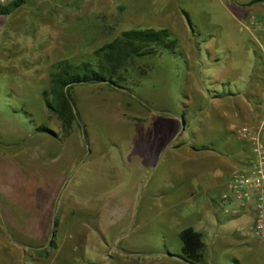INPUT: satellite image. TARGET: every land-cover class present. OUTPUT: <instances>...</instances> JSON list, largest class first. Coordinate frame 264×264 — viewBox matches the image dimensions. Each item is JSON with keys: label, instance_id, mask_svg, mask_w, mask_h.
Returning a JSON list of instances; mask_svg holds the SVG:
<instances>
[{"label": "rangeland", "instance_id": "374dc122", "mask_svg": "<svg viewBox=\"0 0 264 264\" xmlns=\"http://www.w3.org/2000/svg\"><path fill=\"white\" fill-rule=\"evenodd\" d=\"M247 1L23 0L13 13L0 15L3 264H22L30 252L26 248L42 242L25 237L14 239L11 230L20 233L16 222L10 220L32 214L38 210L37 202L43 205L50 200L59 204V209L66 208V214L76 208L84 212L94 209L98 214L109 211L114 216L113 230L110 224H103L105 234L112 238L105 241L103 232H94L101 251L106 242L105 263L114 256L110 264H174L172 257L181 254L179 233L191 219L184 215L180 218L186 191L202 175L218 173L226 166L220 153L197 152L191 149L192 144L197 147L215 140L220 151L225 152L235 144L231 137L225 140L222 128L216 130L220 133L215 138L207 132L200 135L196 121L205 102L202 75L214 68L222 71L232 58H247L250 33L234 16V6ZM145 27L169 28L179 41L176 50L138 58L129 67L130 89H113L105 83L75 86L71 94L78 121L67 133L45 103L59 63L95 61L97 48L126 29ZM210 46L214 55L209 52ZM202 54L212 62L211 66L201 59ZM247 60L246 68L252 65V58ZM217 87L223 90L224 85L220 82L214 88L209 82L207 86ZM245 102L243 97L239 99L247 116L250 109ZM182 113L186 116L184 129ZM159 117L163 122L174 118L176 126L162 140L161 152L156 146L159 128L156 130L154 124ZM43 123L57 136L37 131ZM168 124L165 122L161 129L163 134ZM126 133L139 141L129 142ZM145 137L149 141L143 143ZM52 169H59L62 175L53 174ZM101 179L110 181L105 196L111 198L109 206L94 205L105 191L80 185L92 180L106 185ZM42 182L46 183L41 187ZM46 184H53L56 191H50V187L42 191ZM37 186L42 190L37 191ZM200 193L206 195L203 190ZM33 203L37 206L33 207ZM243 211L247 212L246 224L227 220L230 234L221 237L210 233L205 237L208 264H264V237L253 233L250 210ZM42 220L41 229L46 226V219ZM210 220L218 222L213 211ZM122 246L126 248L120 255L123 263L117 257Z\"/></svg>", "mask_w": 264, "mask_h": 264}, {"label": "crops", "instance_id": "0c3cea01", "mask_svg": "<svg viewBox=\"0 0 264 264\" xmlns=\"http://www.w3.org/2000/svg\"><path fill=\"white\" fill-rule=\"evenodd\" d=\"M250 1L252 0L234 6V16L236 15L235 17L239 20L241 26L244 25L250 33V48L247 53V58H245V56L232 58L230 60H227V64L223 67L222 71H220L218 68H214L202 75V86L204 84L205 87L203 88V90H200L205 102L204 106H200L199 113L197 115L198 119L196 121V123L199 124L198 127L200 128V135L203 132H207L208 134L211 133L210 137L215 138L217 134L220 133L216 130L218 128H222L221 131L226 132L227 137L225 138V140L230 141L229 137H231L232 141H235V144H232L230 146L229 151H213L216 153H220V155H223L226 162L225 168H223V170H219L218 173H210L209 176L202 175L199 180L194 182L191 188H188L185 194L186 196L184 198V202L181 205V208L184 209L183 211H181L180 218L183 217V215L191 218L189 219V223L186 224L183 228L189 225L193 226L194 228L202 232L204 240L206 236L215 233L217 234V236L221 235V237L223 235L225 236L230 234L231 232L227 230L228 221L230 220H233V222L235 223L241 220L244 224H246V216L244 217V215H246L247 212L245 211L246 213H244L243 210H239V208H237V206L233 202L225 200L223 195L228 188V183L231 176L238 172L247 171L253 163V158L251 157V143L246 137L237 132V128L245 125H251V127L253 126L255 128H258L264 113V108H260L258 110L248 98L250 94L257 92L264 102V31L260 24H256L252 20L253 16L258 17L259 20L264 19V1H261L262 3H260V5L257 4L254 6H251L252 4H249ZM244 6L246 9L244 8ZM209 52L211 53V55L215 54L214 49H212L211 46ZM202 58L206 62L207 66H211L212 62L205 58L204 54L201 55V59ZM251 58L252 65L246 68L245 64L248 61L247 59ZM209 82L214 88L215 84H219L221 82L224 85L223 90H219L221 89V87H217V90L207 88ZM241 97L246 100L245 104L247 103V105L249 106L250 115H244L243 107L239 103V99ZM159 118L160 120H156L154 124L156 125V130L157 127L159 128V142L156 146H158V149L161 152V148L164 144L162 140L164 138H167L165 137L166 134L167 136H169L173 131H175L176 126L173 125V122L175 121L174 118V120L165 118L168 119L165 122L169 124L166 126L168 130H166L165 134H163L161 129L163 128L165 122H163L162 117ZM126 140H130L129 142H132V140L137 141L138 139L135 137H132L131 139L129 137V134H127ZM238 140L247 141L248 145L243 146L241 145V143H238ZM148 141V138L145 137L142 142L146 143ZM201 141L205 142V140ZM211 142L216 143L215 140H210L205 142L203 145ZM201 146L196 147L192 144L191 149L197 152L212 151L196 149ZM248 156H250L251 158ZM150 160L151 159H148V161ZM57 171L58 172L52 169L51 172L55 175L61 174L59 172V169ZM65 172V175H67L68 170H66ZM83 172L84 171L82 170V173ZM146 177L147 176H144V178ZM101 180L102 182L106 181V185L98 184L95 182V180H92L91 182L85 181L84 183H80V185H88L90 186L91 190H96V192L100 191L101 189L105 191L106 194L97 197L96 203L94 202V205L96 204L100 207H103L105 205L109 206L108 202L111 198L105 196H108V192L110 190V187L108 185L110 184V181L109 179ZM45 183L46 182H42L41 187ZM38 186L35 187V189L37 188V191L42 190ZM49 187L50 191H56V188L53 186V184H48L47 187L42 191L47 190ZM202 190L206 192V195H201L200 192H202ZM216 191H218V193ZM52 201L50 200L43 205L37 202L38 210H33V213H28L27 216L21 215V219L16 218L10 220L11 223L16 222L17 230L20 233L17 234L14 233L13 230H11L10 235L14 239H16L17 237L42 239V242H40L39 244L29 245L28 248H26L27 250H30L28 254H32L34 256L29 264H110V260L115 258L113 256V258H111L109 261H107L106 263L104 262L105 258L107 257V250H105V241L108 238H112V235L109 236L107 232V234H105L103 224H110V227L113 230L114 216L109 214V211H107V214H103V211H101V214H98L94 209H90L91 212H84L83 210H79L76 208H71L69 214H66V208H63L61 210L59 209L60 205L57 203L54 204ZM37 205L33 203V207ZM2 207L3 206L0 204V209ZM51 207L53 208L49 209ZM206 207L209 209H206ZM233 207L237 209H233ZM212 211L215 215H217L218 222L210 220ZM0 215L2 217L3 214L0 212ZM42 217L43 219H46V226L44 225L43 229L39 227L40 223H44ZM253 225L254 224L252 223V226ZM53 229H56L55 239L57 242V246L55 248H50L48 240L53 237ZM100 229H102V231ZM236 231L237 230L235 229V232ZM94 232L95 234H100V232H103L102 237L103 239L105 237V241L103 242L104 248L102 251L101 244L96 238ZM233 237H235V234L233 235ZM119 238L120 237H118V239ZM125 239L126 237L124 238V240ZM122 247L124 249L118 252L119 256L117 257L122 259L120 261L123 263L124 259L121 258L120 255H123L122 253H125L126 248L124 246ZM43 248H47L49 254H46L42 257H37L36 249ZM115 248L117 247L115 246ZM171 260H173L174 264H191L180 256L178 258L172 257ZM0 264H3V262L0 261Z\"/></svg>", "mask_w": 264, "mask_h": 264}, {"label": "trees", "instance_id": "16d2710c", "mask_svg": "<svg viewBox=\"0 0 264 264\" xmlns=\"http://www.w3.org/2000/svg\"><path fill=\"white\" fill-rule=\"evenodd\" d=\"M261 1L264 0H252L249 4ZM22 3L23 0H13L9 4H0V15L13 13ZM184 13L191 24L189 14L186 11ZM178 44V39L169 28L145 27L126 29L95 50V61L74 62L67 60L60 62L52 78L50 96L46 95L45 97L47 108L61 121L66 132L70 133L74 122L78 121V115L74 111L75 100L71 94L75 86L105 83L115 89L116 87L111 84L113 82L119 85V88L130 89L127 83L129 67L138 58L154 56L162 53L163 50L174 52ZM67 85L69 86L66 90ZM248 98L258 110L263 108V99L260 98L257 92L250 94ZM182 114L185 116L184 113ZM37 131L55 133L44 123L37 127ZM238 141L243 146L248 145L247 141ZM196 149L221 152L219 147L213 142ZM53 232V237L48 240L50 248L57 246L55 239L56 229H53ZM179 235L182 241L181 254L179 256L191 264H208L206 242L202 232L189 225L183 228ZM36 252L37 257L49 254L47 248L36 249ZM33 257L32 254H26L22 264H29Z\"/></svg>", "mask_w": 264, "mask_h": 264}, {"label": "built area", "instance_id": "2783aa9c", "mask_svg": "<svg viewBox=\"0 0 264 264\" xmlns=\"http://www.w3.org/2000/svg\"><path fill=\"white\" fill-rule=\"evenodd\" d=\"M13 0H0V4H9ZM253 22L260 24L264 31V19L253 16ZM264 108V102H263ZM264 113L258 128L245 125L237 132L246 137L252 148L253 163L247 171L231 176L223 197L233 202L239 210H250L253 216V233L264 237Z\"/></svg>", "mask_w": 264, "mask_h": 264}, {"label": "water", "instance_id": "95a60500", "mask_svg": "<svg viewBox=\"0 0 264 264\" xmlns=\"http://www.w3.org/2000/svg\"><path fill=\"white\" fill-rule=\"evenodd\" d=\"M111 84L113 85V86H115L116 88H119L120 86L119 85H117L116 83H113V82H111ZM68 86L69 85H67L66 86V90H67V88H68ZM74 110H75V108H74ZM181 125H182V129H184V127H185V120H184V118H183V116H182V118H181ZM49 134H51L52 136H57V134L56 133H53V132H49ZM168 256H172L173 254H167ZM174 256V255H173Z\"/></svg>", "mask_w": 264, "mask_h": 264}]
</instances>
